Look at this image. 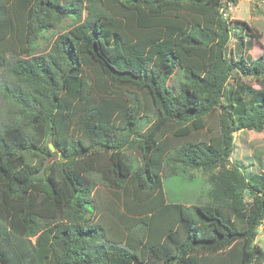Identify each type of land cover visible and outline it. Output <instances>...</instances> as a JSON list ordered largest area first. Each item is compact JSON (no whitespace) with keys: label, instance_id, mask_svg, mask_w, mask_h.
Segmentation results:
<instances>
[{"label":"trees","instance_id":"obj_1","mask_svg":"<svg viewBox=\"0 0 264 264\" xmlns=\"http://www.w3.org/2000/svg\"><path fill=\"white\" fill-rule=\"evenodd\" d=\"M227 2L0 0V73L15 70L21 113L0 123V264H264V173L231 162L235 133L264 131V92L227 93L233 72L264 79V57L228 55L247 35ZM167 169L203 173V196L169 202Z\"/></svg>","mask_w":264,"mask_h":264},{"label":"rangeland","instance_id":"obj_2","mask_svg":"<svg viewBox=\"0 0 264 264\" xmlns=\"http://www.w3.org/2000/svg\"><path fill=\"white\" fill-rule=\"evenodd\" d=\"M225 13L233 22V27H242L246 31V39L243 47L237 46L238 37L233 34L232 40L228 46V55L236 60L243 57L247 65L252 61L264 57V0H239L237 5H230L225 3ZM70 21L65 20L61 25L56 27L49 35L48 41L41 43V46L34 52L35 56H41L50 51L54 41L60 35H63L70 29ZM247 29H251L250 33ZM24 59L29 57L23 56ZM16 56H9V61L12 63ZM15 76V70L10 72V69L0 73V81L2 88L0 89V123H8L11 119L21 115L20 108L16 100L13 98L12 92L17 86L20 85V80ZM10 85V88L6 86ZM169 87L178 88V81L176 77L171 78L168 82ZM233 87L236 91L243 93L246 102L256 99L264 92V79L256 80L251 76H244L241 73L233 72L232 78L227 85V93H233ZM239 87V88H238ZM243 87V90H239ZM238 93L233 94L232 97ZM219 115L216 114L212 117L207 124V128H211V132L215 134L219 131ZM208 132L204 131L201 138L207 137ZM51 144V141H48ZM234 153L231 162L240 166L243 173L248 177L253 175H261L264 173V131H250L244 130L234 134ZM52 152L56 150L51 149ZM127 157L133 161L135 166L141 165V157L139 153L134 150L127 152ZM36 161L37 158H34ZM54 158L50 160L53 162ZM169 170H164V180L168 181L170 174ZM186 177L192 176L194 183L188 184L180 178L170 179L165 184L164 193L169 202H181L185 204L195 203L197 199L203 196L202 192L206 191V178L203 173L199 171H184ZM189 178V177H188ZM93 180L97 184V195L100 202L107 201V192L101 186L102 181L98 175H93ZM187 194H186V193ZM186 194V196H185ZM202 194V195H201ZM250 200V198H247ZM256 242L259 246L264 247V226H261L258 231Z\"/></svg>","mask_w":264,"mask_h":264},{"label":"built area","instance_id":"obj_3","mask_svg":"<svg viewBox=\"0 0 264 264\" xmlns=\"http://www.w3.org/2000/svg\"><path fill=\"white\" fill-rule=\"evenodd\" d=\"M225 17H228L226 13H225Z\"/></svg>","mask_w":264,"mask_h":264},{"label":"water","instance_id":"obj_4","mask_svg":"<svg viewBox=\"0 0 264 264\" xmlns=\"http://www.w3.org/2000/svg\"><path fill=\"white\" fill-rule=\"evenodd\" d=\"M51 149H53V147L50 145Z\"/></svg>","mask_w":264,"mask_h":264}]
</instances>
